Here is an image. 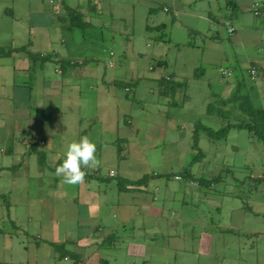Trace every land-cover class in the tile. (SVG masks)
<instances>
[{
    "label": "crops",
    "instance_id": "1",
    "mask_svg": "<svg viewBox=\"0 0 264 264\" xmlns=\"http://www.w3.org/2000/svg\"><path fill=\"white\" fill-rule=\"evenodd\" d=\"M5 1L0 6V48L27 45L40 58L32 62L24 52L0 56V261L59 264L63 260L72 264L70 257L60 259L56 250L55 245H65L80 256V264H264V231L248 228L245 216L242 222L220 224L225 232L222 234L185 235L179 231L190 223L171 210L174 204L182 208L189 204L181 186L186 181L181 176H154L138 187L128 182L151 175L136 173L131 165L130 136L135 139L132 153L141 155L142 151L132 130L136 124L130 98L135 100L145 80L156 82L160 96L168 97L161 94L157 83L168 74H145L136 66L124 65L123 52L105 50L103 43L115 44L116 36L125 33L118 21L130 20L135 26V0ZM144 1L147 7L139 20L146 32H157L162 43L169 26L151 20L156 9L171 15L173 29L182 14L212 21L211 17H216L215 3H223L217 5L219 10L231 12L229 3L235 2L239 12L255 18L259 17L253 14L252 6L264 3ZM199 1L207 2L200 11L193 5ZM46 3L53 8L47 9ZM73 9L80 11L82 18H73ZM75 22H84L78 28L89 29L84 31L81 43L71 41L77 28L71 25ZM160 25L165 26L157 29ZM86 35L102 47L100 54L95 52L98 48L88 47ZM45 57L47 61L42 60ZM117 60L121 62L119 67ZM101 62L110 71H103ZM255 62L264 65L263 59ZM159 64L164 66L166 61ZM150 70L155 71V67ZM174 75L179 81L184 79ZM120 81L137 83L126 90L118 85ZM82 136L95 142L101 161L99 167L87 169L88 173L99 168L103 178H85L78 185H66L54 174L55 169L63 162L67 145ZM121 143L126 148L119 156ZM119 179L125 181L122 188ZM210 224L213 226L214 220ZM236 231H246L251 243Z\"/></svg>",
    "mask_w": 264,
    "mask_h": 264
},
{
    "label": "rangeland",
    "instance_id": "2",
    "mask_svg": "<svg viewBox=\"0 0 264 264\" xmlns=\"http://www.w3.org/2000/svg\"><path fill=\"white\" fill-rule=\"evenodd\" d=\"M135 2V26L130 20L118 21V27L125 33L116 36L115 44L103 43L106 45L105 50L123 52L126 55L124 65L136 66L145 74H176L180 79H187L188 87L166 98L160 96L156 82L145 80L137 89L135 100L130 98L134 103L133 118L136 124L132 130L137 135L141 155H144L142 158L135 151L132 153L135 139L130 136L128 151L131 149V165L136 173L177 174L191 163L198 152L193 149V132L197 121L217 130L225 123L249 118L240 108L241 101L234 98L237 90L234 81L243 78L242 71L246 75V84L241 87V93H250L253 104L264 107L263 76L252 82L247 74L252 62L263 59L264 63V20L238 12L229 24L237 29L234 36L228 32L230 26L185 14L176 20L171 29V15L156 9L151 20L159 24L165 22L169 26L167 39L162 43L156 37L158 33L146 32L139 20L145 13L147 2ZM5 4V0H0V6ZM193 5L200 11L207 2L199 1ZM217 5L223 6V3L213 6L216 18L221 21L229 18L231 12L219 10ZM50 7L46 3V8ZM10 20L6 21L9 30L12 26ZM88 30L77 27L71 41L81 43L84 31ZM197 30L203 35L192 32ZM216 33L218 36L212 37ZM189 40L193 45H188ZM93 41L88 38V47L98 48L95 52L100 54L102 47L99 48L98 43L94 44ZM160 60H165L166 64L161 66ZM116 63L118 67L121 64L119 60ZM151 66L155 67V71L150 70ZM100 67L103 71H110L104 62H101ZM200 68L203 69L202 74L196 76ZM234 68L235 72L230 76ZM221 69L230 77L223 76ZM119 93L122 95L124 91L119 89ZM140 99L142 103L138 104ZM198 144L199 150L204 153L201 160L192 163L191 170L197 176L215 177L216 182L210 187L181 183L189 204L182 208L177 203L172 205L171 210L176 216L189 219L190 223L179 227V231L185 235L222 234L225 232L220 224L242 222L244 216L248 228L264 231V144L245 129H231L229 135L220 140L209 137L201 130ZM121 145L124 150L126 145ZM160 185L164 187L166 184L161 181ZM201 199L207 201L202 202ZM211 219L214 220L213 226L210 224ZM198 221H206L207 224ZM236 233L251 243L246 231ZM59 264L66 263L62 260Z\"/></svg>",
    "mask_w": 264,
    "mask_h": 264
},
{
    "label": "trees",
    "instance_id": "3",
    "mask_svg": "<svg viewBox=\"0 0 264 264\" xmlns=\"http://www.w3.org/2000/svg\"><path fill=\"white\" fill-rule=\"evenodd\" d=\"M262 5V9L264 10V3H261ZM230 9H231V15L229 16V18H227L226 20L221 21L218 18H214L211 17V20L213 21V23H218V24H224L227 26H230L229 24L232 23V19L235 18L239 12V7L238 4L235 2H231L229 3ZM253 12V11H252ZM73 18L75 19H79L82 18V14L80 13V11L78 12L77 9H73L71 11ZM254 14V13H253ZM259 17V19L264 20V16H256ZM79 24L85 25L84 22L82 23H78L75 22L71 25L72 28L78 27ZM165 25H160L157 27V29H163ZM230 28H233V32L231 33L229 31ZM195 32L196 34H199L197 31H192ZM228 32L230 35H234L236 32V29L233 26H230L228 28ZM203 35V33H200ZM218 33L214 34L212 37H217ZM190 45H193V42H189ZM13 52H24L27 54V56L29 57V59L32 62H35L37 59L40 58V55L38 53H34L32 51H30L28 49V46H22L19 48H0V56H7V55H12ZM43 61H47L48 57L42 58ZM57 62H61L63 63L62 59H57ZM68 63L71 64V61H68ZM160 63V62H159ZM75 65L77 64V62L74 63ZM73 64V65H74ZM255 69V74L251 73V69ZM202 68H200L197 72L196 76H199L202 74ZM235 72V68L231 70V74L230 76H233ZM242 77L243 78H238L237 80V90L234 94V98L241 101L240 104V108L244 110V112H246L249 116L248 119L245 120H240L237 122H228L225 123L221 128L215 130L213 129L211 126L205 125L203 124L201 121H197L195 124V129L193 132V138H194V143H193V149L197 150V154H195V156H193L191 163L183 168L179 173L177 174H173V173H169V174H153V175H145L140 179L137 180H132V181H128L132 186L134 187H138L141 185H144L148 182V180L154 176L156 177H161V176H166V177H172V176H181L186 182H191V183H195L198 184L200 187H210L212 186V184H214L216 182V178H206L205 176H197L195 173H193V171L191 170V165L192 163H194L195 161L201 160V157L203 156V151L199 150V144H198V136H199V132L201 130H204L209 137L213 138V139H224L229 135V132L231 131V129H245L247 130L253 137H255L256 139L260 140L263 144H264V107H259L253 104V101L251 100V95L249 93V95H243L241 93V87H243L246 84V80H245V72H243ZM221 74L225 77H227L228 75H226L225 73H223V69H221ZM247 74L248 77H250V79L252 80V82L254 80H256V78H260L261 75L264 78V65L257 63V62H252L250 68H248L247 70ZM228 76V77H230ZM251 82V83H252ZM137 83V81H130V82H125V81H120L118 83V85H121V87L125 88L126 90H130V88L132 87V85H135ZM158 86L161 89V94L165 95V96H171L173 94H175V92H177L178 90H185L188 87V81L187 79H183L182 81H179L177 79H175V75H164L162 76L160 79L157 80ZM222 116V114H220ZM223 117V116H222ZM122 151L123 148L122 146L119 145L118 147V152H119V156L122 155ZM84 171L86 172V176L85 178H97V179H102L103 176H101V171L98 168L97 170H95L93 173L89 174L87 169H84ZM124 180L123 179H119V185L121 186V188L124 186ZM56 246V250L59 253V258L60 259H64L66 257H70L73 261L72 264H80V256L76 253H73L72 251L68 250L66 248L65 245H55ZM0 264H22V263H8V262H1Z\"/></svg>",
    "mask_w": 264,
    "mask_h": 264
},
{
    "label": "clouds",
    "instance_id": "4",
    "mask_svg": "<svg viewBox=\"0 0 264 264\" xmlns=\"http://www.w3.org/2000/svg\"><path fill=\"white\" fill-rule=\"evenodd\" d=\"M97 145L88 136L67 145L63 162L56 167L55 175L66 185H78L85 180L84 169H95L101 161L97 158Z\"/></svg>",
    "mask_w": 264,
    "mask_h": 264
},
{
    "label": "built area",
    "instance_id": "5",
    "mask_svg": "<svg viewBox=\"0 0 264 264\" xmlns=\"http://www.w3.org/2000/svg\"><path fill=\"white\" fill-rule=\"evenodd\" d=\"M261 7H262L261 3H255L252 6V11H253V13H254L255 16H264V10H261L262 9ZM229 31L232 33L233 32V28H230ZM223 73L227 74V72H224V71H223ZM251 73L252 74H255V69L254 68L251 69ZM229 74H231V71H230ZM110 174L111 175H115V171L114 170H111L110 171Z\"/></svg>",
    "mask_w": 264,
    "mask_h": 264
}]
</instances>
